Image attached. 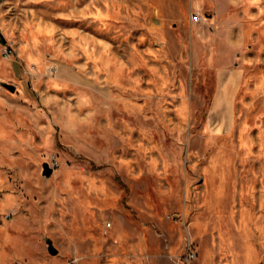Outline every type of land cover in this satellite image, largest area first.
<instances>
[{"label":"rangeland","instance_id":"1","mask_svg":"<svg viewBox=\"0 0 264 264\" xmlns=\"http://www.w3.org/2000/svg\"><path fill=\"white\" fill-rule=\"evenodd\" d=\"M0 264H264V0H0Z\"/></svg>","mask_w":264,"mask_h":264},{"label":"water","instance_id":"2","mask_svg":"<svg viewBox=\"0 0 264 264\" xmlns=\"http://www.w3.org/2000/svg\"><path fill=\"white\" fill-rule=\"evenodd\" d=\"M2 84L5 85L6 87H8L11 91H16V89H17L16 85L13 83H9V82L4 81ZM44 172L47 176H50L53 173V167L47 166L45 168ZM47 240L49 243V249H50L51 253L57 254L59 250L57 247H55L53 240L50 237H48Z\"/></svg>","mask_w":264,"mask_h":264},{"label":"built area","instance_id":"3","mask_svg":"<svg viewBox=\"0 0 264 264\" xmlns=\"http://www.w3.org/2000/svg\"><path fill=\"white\" fill-rule=\"evenodd\" d=\"M189 256H190L189 258H192V257L194 256V254L192 253V254H190Z\"/></svg>","mask_w":264,"mask_h":264}]
</instances>
